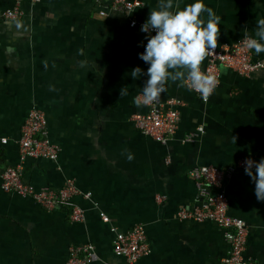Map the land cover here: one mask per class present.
I'll use <instances>...</instances> for the list:
<instances>
[{"label": "crops", "instance_id": "0c3cea01", "mask_svg": "<svg viewBox=\"0 0 264 264\" xmlns=\"http://www.w3.org/2000/svg\"><path fill=\"white\" fill-rule=\"evenodd\" d=\"M140 1L130 12L107 0L23 1L22 17L5 19L2 11L14 0H0L1 163H18L20 126L36 106L60 152L55 161L26 160L24 180L40 189L73 179L91 192L89 199L75 197L85 210L76 222L65 208L47 210L0 187V264H66L69 247L85 242L97 253L89 264H125L113 251L111 226L125 231L138 223L151 250L134 264H222L227 255L228 242L214 222L182 220L176 212L202 200L191 169L264 157V66L248 75L221 66L206 100L185 78L167 80L158 98L182 101L176 132L166 144L144 135L132 115L147 110L140 95L147 77L132 79L130 71L148 67L138 56L146 34L129 20L143 23L157 0ZM191 2L174 0L180 7ZM204 3L221 17L217 45L254 36L264 18V0ZM252 57L264 61V52ZM206 62L207 56L200 67ZM253 189L244 169L225 181L228 211L248 227L243 254L264 264V201Z\"/></svg>", "mask_w": 264, "mask_h": 264}, {"label": "built area", "instance_id": "2783aa9c", "mask_svg": "<svg viewBox=\"0 0 264 264\" xmlns=\"http://www.w3.org/2000/svg\"><path fill=\"white\" fill-rule=\"evenodd\" d=\"M23 1L34 3L40 0H14L12 6L2 11V17L5 19L22 17L21 3ZM92 1L98 3L100 0ZM107 3L111 8L125 12H130L142 5L140 0H107ZM104 13V9L99 10V14ZM141 24L135 18L129 20L130 27L140 29ZM247 37H242L231 45H217L213 53L207 55V62L203 67H200L201 71L218 79L221 66L232 68L242 75H248L252 71L262 68L264 61L254 60L252 50L245 46ZM184 82L189 89L206 100L200 93L192 89L187 76ZM181 104L182 101L176 98L165 100L157 98L154 102L146 104L145 112L133 114L132 121L141 133L166 144L178 127L179 111L177 106ZM198 130H201V127H198ZM0 143H6V138L0 137ZM17 145L18 163L2 165L0 159L1 189L21 196H30L47 210L57 207L65 208L69 220L83 221L85 210L76 204L74 199L76 196L89 199L91 192L82 190L73 179H66L58 188L45 186L40 189H35L24 180V162L26 160L55 161L59 156L60 146L48 135L47 121L43 110L36 106H32L28 110L20 126ZM249 158L256 160L254 157H242L224 167L207 164L191 169L190 174L196 180L202 200L190 208L180 207L176 212L179 219L196 222L212 221L222 230L223 236L228 242V253L223 258L222 264H258L243 254L248 232L247 223L243 218L229 213L228 200L225 195L227 177L235 171L243 170L244 161ZM100 215L104 220L107 219L103 212ZM111 230L114 232L113 251L117 255L123 256L125 264H134L139 257L149 254L151 249L143 224H135L125 231L111 226ZM68 251L66 264H89L97 259L95 247L89 242L71 245Z\"/></svg>", "mask_w": 264, "mask_h": 264}, {"label": "clouds", "instance_id": "9594fccd", "mask_svg": "<svg viewBox=\"0 0 264 264\" xmlns=\"http://www.w3.org/2000/svg\"><path fill=\"white\" fill-rule=\"evenodd\" d=\"M220 24L221 17L204 0H192L183 7L174 0H157L140 26L146 43L138 56L148 67L145 71L136 66L130 71L132 79L147 77L140 93L145 104L154 102L165 91L167 80H183L185 75L204 99L212 94L218 79L202 72L200 65L217 47ZM245 46L257 55L264 52V18L256 21L255 35L246 38ZM244 172L254 183L256 199L264 201V157L258 161L246 159Z\"/></svg>", "mask_w": 264, "mask_h": 264}, {"label": "trees", "instance_id": "16d2710c", "mask_svg": "<svg viewBox=\"0 0 264 264\" xmlns=\"http://www.w3.org/2000/svg\"><path fill=\"white\" fill-rule=\"evenodd\" d=\"M1 154H2V153H1V151H0V156H1Z\"/></svg>", "mask_w": 264, "mask_h": 264}]
</instances>
